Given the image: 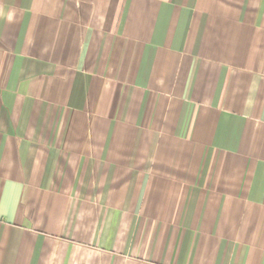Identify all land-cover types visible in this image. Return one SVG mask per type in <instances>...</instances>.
<instances>
[{"label": "crops", "instance_id": "1", "mask_svg": "<svg viewBox=\"0 0 264 264\" xmlns=\"http://www.w3.org/2000/svg\"><path fill=\"white\" fill-rule=\"evenodd\" d=\"M0 264H264V0H0Z\"/></svg>", "mask_w": 264, "mask_h": 264}]
</instances>
